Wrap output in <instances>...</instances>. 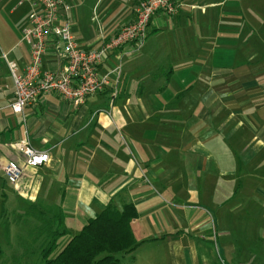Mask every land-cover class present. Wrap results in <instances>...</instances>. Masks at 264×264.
<instances>
[{
  "label": "crops",
  "instance_id": "1",
  "mask_svg": "<svg viewBox=\"0 0 264 264\" xmlns=\"http://www.w3.org/2000/svg\"><path fill=\"white\" fill-rule=\"evenodd\" d=\"M64 1L82 48L130 24L141 2ZM177 4L174 16L153 18L140 49L106 58L101 72H119L80 106L48 94L13 113L6 60L21 71L30 50L1 35L0 228L17 229L9 217L28 210L38 212L34 229L61 216L62 247L106 206L129 203L138 217L128 264H264V17L240 0ZM61 66L42 57V69ZM22 141L48 162L27 166ZM8 162L22 169L13 185Z\"/></svg>",
  "mask_w": 264,
  "mask_h": 264
},
{
  "label": "built area",
  "instance_id": "2",
  "mask_svg": "<svg viewBox=\"0 0 264 264\" xmlns=\"http://www.w3.org/2000/svg\"><path fill=\"white\" fill-rule=\"evenodd\" d=\"M4 0H0V6ZM27 4L31 10L28 25L22 29L21 42L30 50V60L21 71L6 60L14 88V100L9 105L15 114L35 103L39 98L56 94L63 101L80 106L103 91L111 75L119 66L102 73L106 58L119 49L132 46L140 49L148 35L155 16L172 17L177 13V0H141L135 9L134 20L109 37L100 36L99 46L82 48L70 31L69 6L64 0H18L17 6ZM52 53L62 66L58 71L42 69V57ZM25 158V164L35 168L48 162V154L36 151L25 141L16 144ZM2 173L9 184H16L22 169L8 162Z\"/></svg>",
  "mask_w": 264,
  "mask_h": 264
},
{
  "label": "trees",
  "instance_id": "3",
  "mask_svg": "<svg viewBox=\"0 0 264 264\" xmlns=\"http://www.w3.org/2000/svg\"><path fill=\"white\" fill-rule=\"evenodd\" d=\"M138 217L132 204H123L120 209L105 207L89 219L78 234L72 236L61 248L58 240L65 235L61 231V216L48 221V241L41 250L42 264H122L116 257L119 253L132 252L137 246L131 223ZM53 223L56 227L53 228Z\"/></svg>",
  "mask_w": 264,
  "mask_h": 264
},
{
  "label": "rangeland",
  "instance_id": "4",
  "mask_svg": "<svg viewBox=\"0 0 264 264\" xmlns=\"http://www.w3.org/2000/svg\"><path fill=\"white\" fill-rule=\"evenodd\" d=\"M240 1L242 11L250 13L254 10V12L258 14L259 17H264V0ZM17 3V0H11L8 3H2L0 8V38L2 34L8 33L7 35H9V33L12 32L11 35L13 39L15 38L16 40L19 38L21 40V25H23L25 21L27 22L31 14V10L25 3L16 7ZM13 7H16V9L13 14L10 15L9 11L12 10ZM258 25H261L260 21ZM7 30H10L11 32H8ZM23 44L26 45V43ZM0 49L5 51L3 45H0ZM37 214L38 212L36 211L28 210L27 214L22 215V217H24L23 219H20V217L16 218V215H11L8 222L10 223L12 220H15L19 222V225H21L18 226L17 229L13 228L12 226L11 228L8 226L0 228V264H42L41 256L39 255L38 251L41 249V245H43L44 242L47 243L49 235L48 231L44 229L43 226L37 227L35 229L33 226H31L35 221L32 222L30 220L32 217L34 219ZM6 219L7 218H5V220ZM9 234L11 235L10 238L8 236ZM40 235H43V237H40ZM18 236H22V238H18ZM33 238L34 240L30 241ZM21 239H24L27 242H22ZM60 243L61 242H59V244ZM25 246L30 252L18 251L19 247ZM115 257L122 264L129 263L122 253L116 254Z\"/></svg>",
  "mask_w": 264,
  "mask_h": 264
}]
</instances>
